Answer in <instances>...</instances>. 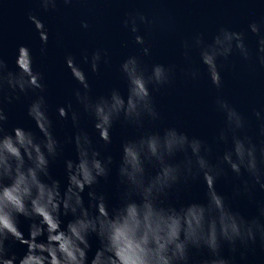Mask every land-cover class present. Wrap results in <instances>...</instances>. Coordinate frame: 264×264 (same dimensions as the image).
Wrapping results in <instances>:
<instances>
[{
    "label": "clouds",
    "instance_id": "clouds-1",
    "mask_svg": "<svg viewBox=\"0 0 264 264\" xmlns=\"http://www.w3.org/2000/svg\"><path fill=\"white\" fill-rule=\"evenodd\" d=\"M71 6L73 0H38L43 11H53L58 3ZM29 20L39 32L41 55L47 54L49 36L36 15ZM151 21L143 13H129L122 26L130 32L139 53L125 57L119 74L126 84V97L118 88L106 95L92 96L88 74L71 54L65 57L72 79L78 87L71 102L58 106L61 120H71L77 129L74 136L61 141L54 134L49 115L47 84L44 74L36 71L31 50L21 45L15 70L0 58V264H237L247 260L249 249L264 247V207L255 218L248 219L233 210L225 196L216 191L218 179L240 180L243 191L251 194L256 185L264 189V107L254 108L258 122L253 135L249 119L223 95L214 99L222 116L213 140L190 136L175 126L158 127L162 115L153 93L174 84L177 66L163 63L145 64L151 46L141 34V25ZM39 25V27H37ZM81 27L89 28L87 21ZM248 32L257 37L253 54L245 31L220 27L211 42L204 34L183 41V59L190 62L198 50L210 85L221 93L224 88L222 69L233 56L243 61L255 60L264 68V22L253 21ZM27 58L21 59V52ZM90 71L99 74L101 65H110L107 49L82 53ZM186 81H198L201 71L181 70ZM31 97L27 116L39 135L24 127L7 131L8 117L4 105ZM83 117L94 121L103 149L112 143L111 130L120 122L137 129L140 135L121 144L117 167L119 206L109 211L107 198L96 191L101 180L107 181L114 163L111 155H102L89 133L81 127ZM74 144L76 160H65L67 185L52 177L50 166L61 157L64 144ZM222 151H217L218 146ZM245 175L247 179H244ZM203 179L207 192L204 202L192 201L179 207L168 203L169 195L181 187ZM88 189V203L83 193ZM241 189L236 188V195ZM71 216L66 226L61 217ZM31 221L26 238L18 218ZM100 243L89 261V237ZM12 238L26 246L22 258L9 256L6 241ZM227 247L230 255L225 256Z\"/></svg>",
    "mask_w": 264,
    "mask_h": 264
},
{
    "label": "water",
    "instance_id": "water-1",
    "mask_svg": "<svg viewBox=\"0 0 264 264\" xmlns=\"http://www.w3.org/2000/svg\"><path fill=\"white\" fill-rule=\"evenodd\" d=\"M143 13L151 24L141 25V34L151 46V56L142 57L145 64L163 63L176 65L177 71L174 84L166 89L154 92V100L162 115L158 127L175 126L187 132L190 136H197L213 140L219 127L222 126V116L216 112L214 99L220 94L228 99L238 110L249 119V131L255 134L258 122L252 115L254 108L264 107V68L255 60L243 61L239 56H233L227 67L222 69L224 88L221 93L210 85L203 66L200 64L198 50L192 51L190 62L183 59V41H192L196 34H204L205 40L211 42L212 36L220 27H227L237 31H245L247 43L253 54L257 48V37L248 32L249 23L264 22V0H73L71 6L62 2L53 11L45 12L38 6V0H0V58H3L9 69L15 70V59L18 48L27 46L33 56V67L44 74L47 84V100L49 115L54 123V134L62 142L74 136L75 129L71 120L59 119L56 109L58 106L71 102L73 108L79 110L73 90L78 87L72 79L70 70L65 63V57L71 54L78 64L88 74L92 96L106 95L112 88H118L123 95L127 94L126 84L122 80L118 67L127 56L138 54L139 47L135 45L129 31L122 23L129 13ZM36 15L45 25L49 36L47 54L42 56L43 46L39 32L29 20V14ZM82 21H87L88 29L81 27ZM39 27V25H37ZM97 48L107 49L110 65H101L99 74L92 73L88 65L82 60V53L87 50L90 54ZM27 58L26 52H21V59ZM199 69L202 73L198 81H186L182 71ZM31 97H21L11 105L5 104L8 120L5 124L7 131L20 126L30 129L39 135L34 122L27 116V105ZM81 127L93 139L94 145L101 148L102 155H111L114 163L111 175L107 181L101 180L96 186L98 193L107 198L109 211L119 206L120 188L117 167L122 154L121 144L126 139H134L140 132L130 126H123L120 122L113 125L111 130L112 143L103 149L98 133L94 128V121L83 117ZM218 146L217 151H222ZM74 144L65 143L60 158L53 161L50 172L54 179L59 180L61 188L67 185L64 161L76 160ZM218 179L216 191L225 196L233 210L239 211L248 219L255 218L264 207V189L256 185L251 194L243 191L240 180ZM244 179H247L245 175ZM241 189L236 195V188ZM88 189L83 197L88 203ZM207 188L203 179L196 180L187 188L181 187L173 191L168 203L177 207L192 201L204 202ZM66 226L71 216L61 217ZM31 221L18 218L20 230L28 237ZM91 249L88 253L89 261L100 247L99 240L93 235L89 237ZM9 256L22 258L26 253V246L9 238L6 241ZM225 256L230 255L227 247ZM237 264H264V247L259 244L247 253V260L240 261L236 255Z\"/></svg>",
    "mask_w": 264,
    "mask_h": 264
}]
</instances>
